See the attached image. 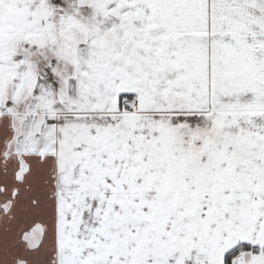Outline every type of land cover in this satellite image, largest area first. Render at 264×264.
Returning a JSON list of instances; mask_svg holds the SVG:
<instances>
[{"label":"snow or ice","instance_id":"1","mask_svg":"<svg viewBox=\"0 0 264 264\" xmlns=\"http://www.w3.org/2000/svg\"><path fill=\"white\" fill-rule=\"evenodd\" d=\"M0 264H264V0H0Z\"/></svg>","mask_w":264,"mask_h":264}]
</instances>
